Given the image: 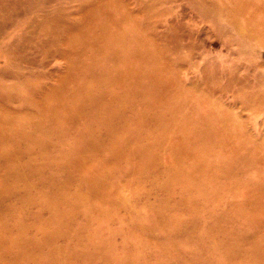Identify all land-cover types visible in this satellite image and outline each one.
I'll return each instance as SVG.
<instances>
[{
    "label": "rangeland",
    "instance_id": "obj_1",
    "mask_svg": "<svg viewBox=\"0 0 264 264\" xmlns=\"http://www.w3.org/2000/svg\"><path fill=\"white\" fill-rule=\"evenodd\" d=\"M0 21V264H264V0Z\"/></svg>",
    "mask_w": 264,
    "mask_h": 264
},
{
    "label": "bare ground",
    "instance_id": "obj_2",
    "mask_svg": "<svg viewBox=\"0 0 264 264\" xmlns=\"http://www.w3.org/2000/svg\"><path fill=\"white\" fill-rule=\"evenodd\" d=\"M0 23H1V21H0Z\"/></svg>",
    "mask_w": 264,
    "mask_h": 264
}]
</instances>
